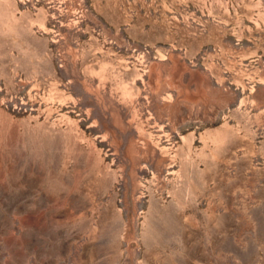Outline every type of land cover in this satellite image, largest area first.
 <instances>
[{
  "label": "rangeland",
  "instance_id": "1",
  "mask_svg": "<svg viewBox=\"0 0 264 264\" xmlns=\"http://www.w3.org/2000/svg\"><path fill=\"white\" fill-rule=\"evenodd\" d=\"M0 264H264V0H0Z\"/></svg>",
  "mask_w": 264,
  "mask_h": 264
}]
</instances>
